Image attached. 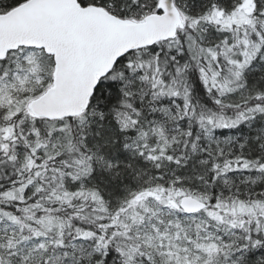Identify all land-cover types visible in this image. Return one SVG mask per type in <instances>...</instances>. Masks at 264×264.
I'll return each mask as SVG.
<instances>
[{"label":"snow or ice","instance_id":"obj_1","mask_svg":"<svg viewBox=\"0 0 264 264\" xmlns=\"http://www.w3.org/2000/svg\"><path fill=\"white\" fill-rule=\"evenodd\" d=\"M0 264H264V0H0Z\"/></svg>","mask_w":264,"mask_h":264}]
</instances>
